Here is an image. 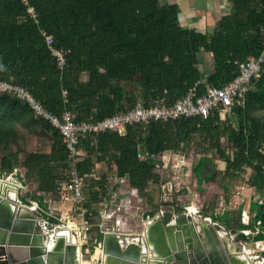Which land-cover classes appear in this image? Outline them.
Wrapping results in <instances>:
<instances>
[{
    "label": "trees",
    "instance_id": "obj_1",
    "mask_svg": "<svg viewBox=\"0 0 264 264\" xmlns=\"http://www.w3.org/2000/svg\"><path fill=\"white\" fill-rule=\"evenodd\" d=\"M43 30L53 36L54 47L66 50L64 67L58 66ZM263 46L264 0H232L230 12L219 18L212 32L183 26L175 2L0 0V80L25 87L54 114L69 109L76 121H98L139 102L149 106L163 99L170 104L193 86L198 93L222 86ZM202 53L207 59H202ZM18 100L0 91V146L17 142V123L31 119L47 135L48 150L10 152L2 157V165L10 171L19 163L26 182L34 185L31 196L20 187L19 198L26 204L34 199L47 209L59 201L58 180L71 166L69 152L58 128L42 116L26 117L32 109L27 101ZM260 104H264V67L252 77L243 103L232 105L222 120L215 110L206 118L128 123L123 133L115 129L87 133L76 157L79 173L88 175L87 204L100 203L110 187L107 171L94 175L99 161L125 177L128 187L143 191L149 183L163 181L164 151L212 148L224 177L245 166L251 168L247 184L258 195L247 224L242 222L241 209L225 210L216 218L232 230L256 225L255 238H264V116L251 112ZM231 112L237 116L236 126L230 122ZM139 147L147 154H139ZM207 160L211 161L208 155L201 156L195 166L197 175ZM216 174L215 170L198 181L213 180ZM222 187L228 189V184ZM197 188L202 205L209 204L211 192L201 185ZM49 220L57 221L53 216ZM238 237L247 236L240 233Z\"/></svg>",
    "mask_w": 264,
    "mask_h": 264
},
{
    "label": "built area",
    "instance_id": "obj_2",
    "mask_svg": "<svg viewBox=\"0 0 264 264\" xmlns=\"http://www.w3.org/2000/svg\"><path fill=\"white\" fill-rule=\"evenodd\" d=\"M27 2V0H25ZM225 1V0H224ZM226 2V1H225ZM28 11L32 16H36L35 9L32 5H28ZM45 40L50 47L52 54L58 61L60 68L66 64V50L63 48H56L53 46V36L46 33ZM264 67V46L258 56H250L240 66V72L232 80L222 86H213L204 93H198L195 86L183 94L180 98L170 104H166L163 99H159L156 103L144 106L142 104L136 105L126 111L115 113L111 116L105 117L98 121L81 120L76 121L73 118V112L65 109L61 114H54L45 108L38 100H36L25 87L17 84H12L5 80H0V90L4 92H11L19 99L27 101L31 107L42 117L47 119L52 125L58 128L62 140L69 152L71 160L70 168L58 180V198L59 205L57 209H43L38 201L30 200V204H26L32 211H39L41 213L40 225L43 230L52 232L54 228L61 230L66 228L73 237L75 242L81 247L86 245L91 238L90 228L92 226L91 219L97 214L99 225H104L107 218L114 217L117 201L123 193L129 191V196L140 198V190L137 187L130 186L127 188L121 184L120 177L116 174L110 176L109 179L113 181V185L109 187L107 193L104 195L100 203L88 205L87 197L85 195L88 175H81L76 166V157L81 153L80 141L87 133L98 132L104 129H115L120 133L125 131L126 124L144 121L147 119H171L180 116H195L200 115L203 118L211 115L215 110L219 113L220 119H224L226 113L230 111L231 106L235 103L242 104L245 92L250 86L251 79ZM64 101H67L66 90H62ZM139 154L145 155L146 151H142L139 147ZM180 150L174 151L176 154ZM165 155V151L162 156ZM180 159H178L179 161ZM183 163V160L179 161ZM10 180L12 174L7 176ZM119 179V180H118ZM19 183V187H22ZM165 193H168V187L162 185ZM164 193V192H162ZM137 196V197H136ZM21 201V200H20ZM52 210V211H51ZM49 216L57 219L56 223L49 220ZM116 222H119L117 219ZM116 231L113 226H107L104 232ZM61 232V231H59ZM66 240L70 241V236L65 234ZM71 242V241H70ZM99 244V243H98ZM100 246V245H98ZM97 245L93 246V251L90 253L93 262H86L85 264H100L102 262L101 256L95 255ZM83 257V254H82Z\"/></svg>",
    "mask_w": 264,
    "mask_h": 264
},
{
    "label": "water",
    "instance_id": "obj_3",
    "mask_svg": "<svg viewBox=\"0 0 264 264\" xmlns=\"http://www.w3.org/2000/svg\"><path fill=\"white\" fill-rule=\"evenodd\" d=\"M203 164L198 175L200 179L213 173V167L207 161ZM1 179L15 185L17 196L12 200V206L7 204L4 185L0 184V264H78L73 253L74 244L56 228L52 232L38 231V222L32 211L18 197L19 183L9 178ZM252 201V198L247 200L248 210ZM18 206H25L28 212H20ZM185 209L190 211L189 206ZM151 220L145 226L137 248L139 254H146L145 257L132 255L129 250L121 248L118 241L114 244L113 233H106L101 259L106 264H231L211 225L210 229L201 227L198 230L194 223L180 224L178 213L168 222L159 217ZM51 239L56 241L54 247L48 246ZM80 255L84 261L81 250Z\"/></svg>",
    "mask_w": 264,
    "mask_h": 264
},
{
    "label": "crops",
    "instance_id": "obj_4",
    "mask_svg": "<svg viewBox=\"0 0 264 264\" xmlns=\"http://www.w3.org/2000/svg\"><path fill=\"white\" fill-rule=\"evenodd\" d=\"M161 3H177L178 12L180 16L181 24L188 28H194L200 32H212L217 25L219 18L230 12L232 7V0H159ZM202 59H207L206 53H202ZM41 150V149H40ZM45 150H48L46 148ZM44 150V151H45ZM172 150H166L167 152ZM174 152V151H173ZM201 156L198 161L193 165L194 169L196 164L199 162ZM103 165H106L105 167ZM14 169L16 166L13 167ZM18 170L16 173L12 174L11 181L16 183H21L22 185H27L24 182L23 171L24 168L22 166H18ZM104 171L109 172L107 163L105 161H99L96 163V169L94 175L97 177L100 173ZM23 172V173H22ZM200 170L198 171V175ZM117 175L115 170L109 172V178L112 175ZM197 175V172H196ZM197 175L198 179L199 176ZM118 176V175H117ZM14 177L16 179H14ZM121 184L126 187V178L120 177ZM118 179V180H119ZM197 179V180H198ZM114 183L110 179V186ZM165 184V183H163ZM162 184V185H163ZM168 187V186H167ZM19 190V188H18ZM253 189H248L247 194H241L243 199L237 203V200L232 206H224L223 202L216 201V207L211 208L209 211L203 210H190L189 212L186 209L177 211L174 210V204H168V198L166 197L165 191L158 198H153L152 195L149 196L146 201L149 202L151 206L146 205L144 209H137L135 207L139 206L141 203L137 201L135 197L129 196L127 193H123L119 200L117 201V207L114 214V217L107 218L104 221V225H99V220L97 214L94 212V216L91 219L92 226L90 228L91 238L86 245L82 246V254L83 260L85 262H93L91 257V246L93 247L96 243L97 251H99L96 256H102V244L103 238L106 233H113V242L117 244V241L121 248L125 250H129L132 252V255H137L140 257H145L146 254L138 253V249L140 246V242L142 239L141 234L145 229V226L153 217L162 218L163 222H168L170 219L174 217V214L178 213L179 223L190 224L194 223V226L199 230L201 227H207L210 229V225L214 228L216 233L218 234V239L221 242L222 246L225 249L226 254L228 255L231 264H264V238L256 239L255 235L258 233V227L254 225L253 227H246L242 229L232 230L231 228L226 227L218 218H216L217 214L223 213V211L228 209H241V219L243 223H248L251 217V205L248 210V202L249 198L255 199L258 195H253ZM85 195L88 199L87 189L85 191ZM147 197V196H146ZM32 201L34 199H31ZM143 200V201H145ZM227 201V199H225ZM22 202V201H21ZM165 204H161V203ZM137 203V204H136ZM214 204V203H212ZM59 205L58 201H55L51 204L47 209H57ZM168 205H170L171 209H168ZM176 206V205H175ZM132 207V208H131ZM157 210H154V208ZM187 207V206H186ZM185 207V208H186ZM54 208V209H53ZM51 210V211H52ZM37 214V215H36ZM168 214L170 218L168 219ZM190 215V216H189ZM36 218V221L39 225H37L38 231H42L44 228L40 225L39 221L41 218V213L39 211H33V215ZM119 219V222H116ZM212 223V224H210ZM39 226V227H38ZM107 226H113L116 231L104 232ZM203 230V229H202ZM45 231V230H44ZM101 233V236L99 235ZM200 233V231H199ZM240 233L246 234V238H239L238 235ZM139 238V240H138ZM99 243V244H98ZM143 244V243H142ZM61 245V242H60ZM63 245V242H62ZM100 245V246H98ZM143 246V245H141ZM88 253V258H84V252ZM90 251V253L88 252ZM24 254V252L22 253ZM102 260V259H101ZM128 260H131L129 258Z\"/></svg>",
    "mask_w": 264,
    "mask_h": 264
},
{
    "label": "rangeland",
    "instance_id": "obj_5",
    "mask_svg": "<svg viewBox=\"0 0 264 264\" xmlns=\"http://www.w3.org/2000/svg\"><path fill=\"white\" fill-rule=\"evenodd\" d=\"M8 93L9 99H18V97L15 96L13 93ZM18 101H21V103H25V101L21 99ZM140 104L141 103L139 102L137 105ZM27 106L29 107V109L32 110H30L28 114L29 116L27 115L26 117H31L33 114L37 116L39 115L35 110H33L29 103L27 104ZM251 112L255 115L264 116V104L254 106ZM230 122L235 126L237 125V116L233 112H231L230 115ZM17 131V142L11 140L10 143H8L7 145L3 147L0 146V178H7V176H9L10 174L16 173L19 169L18 166H21L19 163H14L13 165L16 166V168H12V170L10 171L6 167H4L2 165L1 160L2 157L5 156L7 153L20 151V154L23 155V153L26 151H43L48 148V137L42 132L41 128L37 125L35 121L30 119L29 122H27L22 119V121H19L17 123ZM227 133L226 136L224 135L222 137L223 143H226ZM202 145L205 146V142ZM180 151L181 152L178 151L177 154L176 152L169 151L167 152V154L162 156V162L164 164L162 168L163 181L159 183H149L145 190H140V198L135 199L142 203L135 208L144 209L146 205L151 206L149 202L145 199H147L151 195L153 198H158L159 196H161L164 190L162 189L163 183H166V185L168 186V193H165L166 197L168 198V204L173 203L174 210H176V207H178L179 211L184 210L186 206L190 207L192 205L195 206V210L209 211L211 208L215 209V207L217 206L216 201H219V203L223 202L224 206H232L236 200L238 203L241 201V199H243L241 194H247L248 189H251L250 187H248L247 184V179L251 171L250 167L245 166L239 171L233 172L232 175L224 177V169L222 163L215 158L214 149L209 148L203 152H195L193 149L187 150L183 148V150ZM204 154L209 156V159L215 167L217 174L213 180H203L200 184L197 180L198 177L196 175V171L193 165L196 163V161H198L199 157ZM178 159L183 160V163L179 164L180 160L178 161ZM103 166L105 167L106 165ZM22 171L24 172V170ZM109 172H112V170L110 169ZM14 179L16 178L14 177ZM24 182L27 184H24V188H27L28 196H31L34 191V185L30 181L26 182L25 179ZM225 183L228 184V189H224V187H222L223 185H225ZM198 185L204 186L206 190L211 192V202L209 204L202 205L201 195L197 188ZM126 193H129V191ZM132 196L135 197V195ZM225 199H227V201H225ZM161 204L163 205L165 203L163 202ZM168 209H171L170 205H168ZM154 210H157V208L155 207L153 211ZM54 223H56V221ZM84 258H88V253L86 251L84 252Z\"/></svg>",
    "mask_w": 264,
    "mask_h": 264
},
{
    "label": "bare ground",
    "instance_id": "obj_6",
    "mask_svg": "<svg viewBox=\"0 0 264 264\" xmlns=\"http://www.w3.org/2000/svg\"><path fill=\"white\" fill-rule=\"evenodd\" d=\"M0 184L4 185L3 190L5 191V193H3V195L6 196V199L8 202V203L7 202L6 203L12 206V202H13L12 200L13 199L15 200L16 196H17L15 185L11 184L7 180L1 179V178H0ZM194 209H195L194 205L190 206V210H194ZM18 210L20 212H25V213L28 212V209L25 206H18ZM57 231H61L60 233H62L63 236H65V234L67 235V233H68V235L70 236V241L74 244L73 253H74L75 260L78 261V264H85L84 261L81 260L79 245L75 242V237H73L71 235V233L66 228H62L61 230H57ZM55 244H56V241H54L53 239L48 241V246L54 247ZM98 252L99 251H96L95 255L99 254ZM100 264H106V261L102 260V262Z\"/></svg>",
    "mask_w": 264,
    "mask_h": 264
},
{
    "label": "flooded vegetation",
    "instance_id": "obj_7",
    "mask_svg": "<svg viewBox=\"0 0 264 264\" xmlns=\"http://www.w3.org/2000/svg\"><path fill=\"white\" fill-rule=\"evenodd\" d=\"M207 162H208V164H209V166H212L213 167V172L215 171V167L213 166V164H212V162L211 161H208L207 160ZM204 163V162H203ZM202 163V166H201V168H200V171H201V169L203 168V166H204V164ZM209 166H207V167H209ZM206 170H208V169H206ZM213 174V173H212Z\"/></svg>",
    "mask_w": 264,
    "mask_h": 264
}]
</instances>
